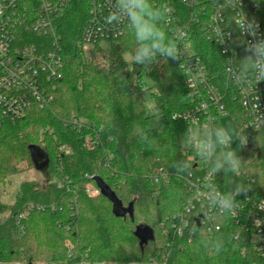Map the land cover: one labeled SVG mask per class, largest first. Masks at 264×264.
I'll list each match as a JSON object with an SVG mask.
<instances>
[{
	"label": "trees",
	"instance_id": "trees-1",
	"mask_svg": "<svg viewBox=\"0 0 264 264\" xmlns=\"http://www.w3.org/2000/svg\"><path fill=\"white\" fill-rule=\"evenodd\" d=\"M90 1L68 0L55 16L63 76L54 100L43 107L35 104L0 126V185L20 174L23 163L36 168V150L45 156L40 167L49 174L43 183L22 182L11 205L2 202L0 191V214L11 211L0 219V264L262 263L249 239L233 235L241 226L231 214L220 218V231L209 234L198 227L195 212L187 217L193 235L186 228L180 232L193 199L186 182L195 170L189 160L198 156L185 143L194 126L172 117L190 106L184 75L176 60L158 58L151 65L128 60L137 47L129 28L108 41V50L96 44L87 52L82 32L92 15ZM257 1L264 28V0ZM150 2L162 13L161 29L173 39L164 6L188 8L180 0ZM32 37L45 40L40 34ZM197 39L198 52L219 85H225L224 57L203 36ZM145 78L150 86L139 91ZM147 92L158 107L156 119L147 113ZM225 102L228 114L243 117L237 98L229 93ZM243 134L247 144L238 155L237 174L252 201L264 200V128ZM62 146L70 153L60 151ZM181 162L187 170H177ZM159 171L165 175L155 180ZM97 177L113 197L88 192V184L98 188ZM216 177L224 190V171ZM22 213L23 228L17 223ZM217 239L223 240L220 251L212 248Z\"/></svg>",
	"mask_w": 264,
	"mask_h": 264
},
{
	"label": "built area",
	"instance_id": "built-area-1",
	"mask_svg": "<svg viewBox=\"0 0 264 264\" xmlns=\"http://www.w3.org/2000/svg\"><path fill=\"white\" fill-rule=\"evenodd\" d=\"M180 1L188 10L165 5L164 13L173 41L182 53L176 61L184 75L190 106L174 114L173 119L185 121L194 126V130L203 129L210 123L216 125L228 114L225 98L230 93L244 109L242 131L251 133L255 124L264 128V81L256 84L252 78L251 86L245 85L248 89L245 94L230 75L238 66V60L246 54L242 41L253 39L250 35L242 36L236 25L245 18L254 20L259 25L258 36L264 38L260 4L257 0ZM114 2L90 1L92 15L82 32L85 44L112 41L125 33L127 21L107 22ZM67 3L68 0H0V126L8 119L24 116L35 104L43 107L54 100V92L63 76L61 36L54 31L55 16ZM194 24L198 28H193ZM217 27L222 31L217 32ZM177 33L178 39L175 38ZM33 34H40L45 40L35 39ZM200 35L213 43L224 57L225 85H219L198 52ZM138 89L145 92L148 87L140 82ZM60 151L69 154L70 148L62 146ZM199 155L198 152L197 157L189 160V166H194L195 170L189 173L186 182L193 190V199L185 207L180 226V232L186 228L190 236L194 232L187 217L195 212V222L204 226L209 234L223 227L220 218L224 215L215 220L205 219L206 215L214 214L207 206L206 194L216 190L225 193V189L219 186L216 174H210L208 160L198 163ZM164 175L162 171L157 172L155 180ZM88 192L95 195L100 189L88 184ZM247 194L248 191L243 193L236 204L237 216L231 215L241 226L233 235L249 239L258 250V256L264 258V200L252 201ZM23 216L24 213L17 218L21 228ZM257 221H260L259 227ZM252 264H264V261Z\"/></svg>",
	"mask_w": 264,
	"mask_h": 264
},
{
	"label": "clouds",
	"instance_id": "clouds-1",
	"mask_svg": "<svg viewBox=\"0 0 264 264\" xmlns=\"http://www.w3.org/2000/svg\"><path fill=\"white\" fill-rule=\"evenodd\" d=\"M106 19L109 23L127 21V27L134 34L137 43V47L129 57L132 63L151 65L157 62L158 58H162L164 62L180 59L181 51L160 27L161 11L154 8L150 0H115ZM236 26L242 36L253 37L252 40L242 41L246 54L238 60L236 69L230 72L241 91L246 94L248 89L245 85L251 86L252 78L255 79L256 84L264 81V38L258 36L259 25L254 20L245 18ZM216 31L221 32L222 29L217 27ZM175 38H179V33ZM253 126L258 132L260 125ZM243 132L244 130L236 137L241 146L247 144V136ZM233 140V134L228 128L210 123L203 129L187 130L185 143L209 161L210 174H217L226 169L239 173L242 158L232 150ZM175 167L178 171L187 170V165L183 162ZM248 190L240 185L230 193H222L218 190L208 192L207 206L214 214L206 215L205 219L215 220L225 214L237 216L236 197L241 193L246 194ZM256 223L259 227L260 221ZM222 247L223 240L217 239L212 242L213 250L220 251Z\"/></svg>",
	"mask_w": 264,
	"mask_h": 264
},
{
	"label": "rangeland",
	"instance_id": "rangeland-1",
	"mask_svg": "<svg viewBox=\"0 0 264 264\" xmlns=\"http://www.w3.org/2000/svg\"><path fill=\"white\" fill-rule=\"evenodd\" d=\"M103 48L109 49L110 44L108 42H102L100 44ZM85 49L87 52H90L93 49V45L91 44H85ZM130 55H126V58L128 60ZM145 82L147 86H150V80L145 78ZM146 96V109L148 115L152 116L153 119H156V114H158V107L156 106L154 99L151 95V92H147L145 94ZM244 118L239 116H234L231 114L223 115L220 118V121L216 124L218 126H222L225 128H228L232 134H233V143H232V150L239 155L242 151V146L239 143V140L236 139L238 135L242 132V126H243ZM200 154V153H199ZM35 159L38 163V166L35 167H28V164L23 163L24 170L17 175H14L11 177V181L7 184L0 185V191L2 192L1 200L5 204H13L16 200V197L19 195L20 186L22 182L26 180H34L39 183H43L46 178H48L49 174L45 167L40 168V164L45 161V156L41 153V151L36 150L35 151ZM207 159L204 158L201 154L199 155L198 163L203 164L204 161ZM190 164H193V162H190ZM224 178H225V184L224 189L225 193L234 192L237 186L243 185V179L236 173L231 171L230 169H226L224 171ZM53 179H56V176H53ZM243 193H241L239 196L236 197L235 203L239 201V198L241 197ZM96 196V195H95ZM11 216V211L7 210L0 214V219L3 220L5 218H8Z\"/></svg>",
	"mask_w": 264,
	"mask_h": 264
},
{
	"label": "water",
	"instance_id": "water-1",
	"mask_svg": "<svg viewBox=\"0 0 264 264\" xmlns=\"http://www.w3.org/2000/svg\"><path fill=\"white\" fill-rule=\"evenodd\" d=\"M43 163V162H42ZM41 163V164H42ZM40 164V165H41ZM39 165V166H40ZM41 168V167H40ZM96 182H97V184H98V188L100 189V191L102 192V193H105V194H107V195H109V196H111V197H113L114 196V193L109 189V187H108V185L101 179V178H99V177H97L96 178ZM198 227H200V223L198 222Z\"/></svg>",
	"mask_w": 264,
	"mask_h": 264
}]
</instances>
